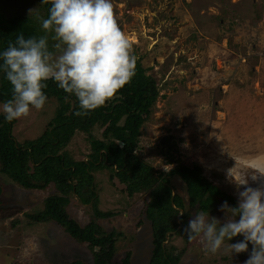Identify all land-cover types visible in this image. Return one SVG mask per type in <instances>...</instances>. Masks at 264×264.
<instances>
[{"label":"rangeland","instance_id":"374dc122","mask_svg":"<svg viewBox=\"0 0 264 264\" xmlns=\"http://www.w3.org/2000/svg\"><path fill=\"white\" fill-rule=\"evenodd\" d=\"M39 0H0L12 13H32ZM119 27L156 82L158 97L141 128L138 154L155 170L167 171L160 140L171 137L175 157L201 167L203 175L238 202L236 181L242 176L248 186L264 184L252 180L253 169L264 164V0H112ZM5 4V5H4ZM3 103H0L2 107ZM56 103L31 109L27 117L15 119L12 134L17 141L33 139L53 116ZM2 113V112H0ZM101 129L93 133L100 136ZM86 134L76 132L68 149L76 158H86ZM99 203L114 214L99 218L106 230L121 232L115 259L131 252L130 264H148L152 250V226L145 216L147 194L128 197L120 183L102 174ZM172 195L178 193L187 205L184 182L173 177ZM0 264H67L79 259L91 264L86 243L72 238L60 225L31 221L25 213L40 209L51 186L24 189L0 172ZM219 202L208 212L221 223L232 219ZM231 208V207H229ZM70 215L81 224L92 217L90 205L72 198ZM180 212L182 208L177 209ZM193 211L188 221L195 217ZM238 220L239 218L236 217ZM178 222V217L176 218ZM233 237L229 243L242 240ZM163 246L177 255V264H244L251 252L230 255L225 245L208 253L196 241H185L184 232L167 233Z\"/></svg>","mask_w":264,"mask_h":264},{"label":"trees","instance_id":"16d2710c","mask_svg":"<svg viewBox=\"0 0 264 264\" xmlns=\"http://www.w3.org/2000/svg\"><path fill=\"white\" fill-rule=\"evenodd\" d=\"M6 1V0H5ZM5 5V4H4ZM50 3L38 1L32 13H10L0 4V52L16 37L25 38L44 34L41 20L47 18ZM51 44V41H50ZM43 90L47 101L56 103L53 116L43 131L33 139L17 141L12 134L15 120L8 122L0 113V172L24 189L53 192L46 196L40 209L25 213L31 221H50L60 225L72 238L86 243L91 253V264H130L131 252L126 251L117 261V239L121 232L106 230L99 218L109 217L113 211H102L99 203V180L96 174L105 175L111 183H120L128 197L147 194L144 212L152 226V250L148 264H177L179 257L163 246L167 233L181 234L188 225L192 212H210L219 202L237 206V199L208 180L199 165L189 166L175 157L177 152L171 137L160 140L165 163L174 164L167 171L155 170L138 154L141 128L150 116L158 97L155 79L136 58L135 76L120 89L114 98L87 116H76L79 104L76 97L64 92L53 80L46 81ZM11 98V86L0 72V103ZM101 129L96 136L94 129ZM86 134L89 152L86 158H76L68 149L76 134ZM184 182L187 205L178 193L172 195L171 179ZM2 193L0 187V194ZM72 198L80 204L90 205L91 219L81 224L68 210ZM178 208L183 214L179 215ZM178 217L179 221H176ZM185 241H189L184 235ZM67 264H87L73 259Z\"/></svg>","mask_w":264,"mask_h":264},{"label":"clouds","instance_id":"9594fccd","mask_svg":"<svg viewBox=\"0 0 264 264\" xmlns=\"http://www.w3.org/2000/svg\"><path fill=\"white\" fill-rule=\"evenodd\" d=\"M41 3L51 5L48 17L38 18L44 34L28 38L20 34L0 52V72L11 86V98L0 107L8 122L27 117L32 108L43 109L47 101L43 90L50 79L76 97L80 110L74 114L83 117L104 106L135 76L133 47L118 25L112 0ZM253 170V181L258 175L264 177V164ZM234 179L238 188L243 186L237 206L229 208L226 201L220 206L233 218L221 223L215 217L209 219L208 212L199 211L189 220L184 235L189 241L199 240L213 255L225 241L232 256L248 251L251 244L244 264H264V184L253 188L245 176ZM238 235L243 239L228 242Z\"/></svg>","mask_w":264,"mask_h":264}]
</instances>
